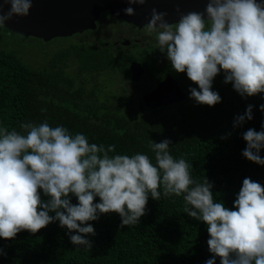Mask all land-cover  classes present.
<instances>
[{
	"label": "clouds",
	"instance_id": "clouds-1",
	"mask_svg": "<svg viewBox=\"0 0 264 264\" xmlns=\"http://www.w3.org/2000/svg\"><path fill=\"white\" fill-rule=\"evenodd\" d=\"M127 3L142 5L145 0ZM31 7L32 0H0V27L14 16L29 15ZM123 11L135 14L131 6ZM167 15L153 8L145 27L149 34L157 33L159 49L166 53L172 69L186 73L198 85L199 90L190 88V98L196 103L214 106L221 102L212 90L221 71L224 82H232L241 96L264 93V3L208 0L204 12L181 14L174 25L165 20ZM252 108L248 105L235 124L251 120ZM260 110L264 111V104ZM20 128L22 132L0 128V237L15 239L22 230L35 234L58 220L68 229L72 244L91 248L85 237L95 235V230L89 221L115 212L121 226L138 225L149 194L159 201L162 186L165 197L183 195L191 206L184 212L208 226L207 244L214 256L205 264H215L217 256L221 264H264V186L259 182L243 179L233 210L214 201L213 185L207 179L193 180L185 159H174L169 153L168 139L150 144L154 165L145 154L110 156L115 145L106 149L89 143L82 133L72 135L64 126L52 127L47 121L22 123ZM243 139L247 146L242 155L264 165L259 155L264 131L248 129ZM40 190L49 198L47 202ZM69 194L78 199L77 204ZM96 197L100 202H94Z\"/></svg>",
	"mask_w": 264,
	"mask_h": 264
},
{
	"label": "trees",
	"instance_id": "trees-1",
	"mask_svg": "<svg viewBox=\"0 0 264 264\" xmlns=\"http://www.w3.org/2000/svg\"><path fill=\"white\" fill-rule=\"evenodd\" d=\"M129 59L103 42H89L85 33L48 66L38 68L29 67L14 51L0 49V128L22 132V123L47 121L52 127L64 126L72 135L84 134L89 143L106 149L115 145L110 156L145 154L154 165L150 144L168 139L169 153L174 159H185L193 180L207 179L213 185L214 201L233 210L244 178L264 186V165L242 155L247 146L243 133L264 131L260 110L264 93L241 96L232 82H224L221 71L212 83L221 97L214 106L196 103L189 90L177 103L149 108L135 86L118 90L115 80H110V87L101 80L105 71L108 79L115 74L124 77ZM153 61H145L149 72ZM248 105L253 106L252 119L236 125ZM259 155L264 158V148ZM160 191L159 201L149 194L138 225L121 226L115 212L89 221L95 230V235L85 237L91 248L72 244L68 229L58 220L35 234L22 230L15 239L0 237V264H205L214 256L207 244L208 226L184 212L191 206L183 195L165 197L162 186ZM40 193L47 202L49 198ZM69 195L77 204L78 199ZM215 264H221L218 256Z\"/></svg>",
	"mask_w": 264,
	"mask_h": 264
},
{
	"label": "water",
	"instance_id": "water-1",
	"mask_svg": "<svg viewBox=\"0 0 264 264\" xmlns=\"http://www.w3.org/2000/svg\"><path fill=\"white\" fill-rule=\"evenodd\" d=\"M257 2L264 3V0H257ZM207 3L208 0H145L142 5H129L127 0H32L29 15L14 16L3 27L23 37L50 41L93 29L95 20L103 11H108L110 15L140 27L150 21L153 8L159 12H166L168 15L165 20L175 23L181 14L191 11L204 12ZM129 6L134 8V15H127L123 11ZM8 7L5 6V12ZM117 12L119 15H116ZM205 18H207L206 13ZM131 70L139 71L138 74L132 75V81H138L142 73L141 65L132 63ZM141 98L146 107L156 108L183 100L185 93L177 81L168 75Z\"/></svg>",
	"mask_w": 264,
	"mask_h": 264
},
{
	"label": "flooded vegetation",
	"instance_id": "flooded-vegetation-1",
	"mask_svg": "<svg viewBox=\"0 0 264 264\" xmlns=\"http://www.w3.org/2000/svg\"><path fill=\"white\" fill-rule=\"evenodd\" d=\"M83 33L88 35L89 42H103L106 47H110L112 50H121L130 58L127 65H125V76L123 77L122 75L115 74L112 75L109 80H115V78H117V80L128 81L131 86H135V88H138L142 92L141 95L151 91L168 75L173 80L177 81L185 95H187V91H189L190 88H198V85L193 83L187 77L186 73H177L172 69L166 53L161 52L159 49L157 33L154 32L149 34L145 25L139 27L110 15L108 11H103L95 20V27L93 29H87L81 33H75L71 36L62 38L70 39L76 37L77 39L74 42H77V40H79V35ZM152 58L154 61L150 66H153V68H151L149 72L145 61L147 59L151 61ZM132 63H139L141 65L142 73L137 79L138 81H129L133 80V73L138 74L139 72L138 70H131ZM167 64L170 66L167 67ZM214 80L216 79L214 78ZM144 81H146V83L142 85ZM213 84L215 83L213 82Z\"/></svg>",
	"mask_w": 264,
	"mask_h": 264
},
{
	"label": "rangeland",
	"instance_id": "rangeland-1",
	"mask_svg": "<svg viewBox=\"0 0 264 264\" xmlns=\"http://www.w3.org/2000/svg\"><path fill=\"white\" fill-rule=\"evenodd\" d=\"M15 34L4 27H0V49L14 51L24 63L32 68L48 66L62 54L67 45L77 39L76 37L70 39L54 38L46 42L34 37H22L19 34ZM108 77L109 72L105 71L101 76V80L107 81V85L110 87L112 83ZM142 85H145V81L142 82ZM113 86L118 90H133L128 82H120L117 78H115Z\"/></svg>",
	"mask_w": 264,
	"mask_h": 264
},
{
	"label": "bare ground",
	"instance_id": "bare-ground-1",
	"mask_svg": "<svg viewBox=\"0 0 264 264\" xmlns=\"http://www.w3.org/2000/svg\"><path fill=\"white\" fill-rule=\"evenodd\" d=\"M16 35V34H15ZM19 37V36H18ZM22 38V37H21ZM47 42V41H46Z\"/></svg>",
	"mask_w": 264,
	"mask_h": 264
}]
</instances>
